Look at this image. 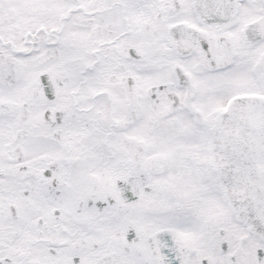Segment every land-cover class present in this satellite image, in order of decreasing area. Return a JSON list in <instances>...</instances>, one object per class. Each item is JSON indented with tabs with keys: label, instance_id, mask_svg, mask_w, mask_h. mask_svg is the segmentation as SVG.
<instances>
[{
	"label": "snow or ice",
	"instance_id": "snow-or-ice-1",
	"mask_svg": "<svg viewBox=\"0 0 264 264\" xmlns=\"http://www.w3.org/2000/svg\"><path fill=\"white\" fill-rule=\"evenodd\" d=\"M0 264H264V0H0Z\"/></svg>",
	"mask_w": 264,
	"mask_h": 264
}]
</instances>
